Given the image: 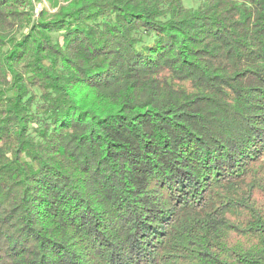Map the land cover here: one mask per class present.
<instances>
[{"label":"trees","instance_id":"obj_1","mask_svg":"<svg viewBox=\"0 0 264 264\" xmlns=\"http://www.w3.org/2000/svg\"><path fill=\"white\" fill-rule=\"evenodd\" d=\"M40 1L0 0V264H264V0Z\"/></svg>","mask_w":264,"mask_h":264},{"label":"rangeland","instance_id":"obj_2","mask_svg":"<svg viewBox=\"0 0 264 264\" xmlns=\"http://www.w3.org/2000/svg\"><path fill=\"white\" fill-rule=\"evenodd\" d=\"M197 4H198L197 2H190V3H187V6L195 7V6H197ZM46 5H47V2L45 0H42L40 2H36V13L40 12ZM55 11H51V13H53Z\"/></svg>","mask_w":264,"mask_h":264}]
</instances>
